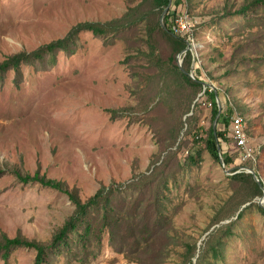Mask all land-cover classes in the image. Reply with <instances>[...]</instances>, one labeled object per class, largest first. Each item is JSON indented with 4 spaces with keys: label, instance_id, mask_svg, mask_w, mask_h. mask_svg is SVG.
Instances as JSON below:
<instances>
[{
    "label": "rangeland",
    "instance_id": "1",
    "mask_svg": "<svg viewBox=\"0 0 264 264\" xmlns=\"http://www.w3.org/2000/svg\"><path fill=\"white\" fill-rule=\"evenodd\" d=\"M248 1L178 8L197 20L205 80L197 88L166 37L152 53L146 0H0V63L21 58L0 73V235L51 244L77 210L67 193L20 181L19 169L65 182L83 201L105 184L121 187L133 208L134 239L125 225L115 237L102 228L85 254L74 239L71 251H50L48 264H264V192L233 178L250 168L264 183V5L236 15ZM116 19L126 26L105 35L82 29L75 52L60 50L56 60L24 56L82 22ZM210 85L230 119L244 118L253 149L245 159L229 128L222 150L233 159L230 174L205 142L215 123L204 99ZM37 255L18 248L4 259L0 251V264H35Z\"/></svg>",
    "mask_w": 264,
    "mask_h": 264
},
{
    "label": "trees",
    "instance_id": "2",
    "mask_svg": "<svg viewBox=\"0 0 264 264\" xmlns=\"http://www.w3.org/2000/svg\"><path fill=\"white\" fill-rule=\"evenodd\" d=\"M146 1L151 4V11L148 9L145 10L144 16L142 13L141 18L143 20H146V16H149L150 18V20L146 23V35L148 37L152 53L157 49L156 42L158 36H164L171 42L173 52L175 54L178 55L182 53L189 44L184 37L174 31L173 25L175 21L180 17V15L184 13L183 11L180 13L178 11V8L185 3V0H173L172 4H175L176 8L171 10L165 18L168 28L163 26L161 14L163 10H165V8L169 5L170 0ZM260 4L264 5V0H250L246 2L242 7H240L235 13L236 15L240 14L248 17L250 11ZM153 8L157 11L156 14H154V18L152 19L154 11ZM118 20L120 19L108 21L106 25L100 22H82L79 24V26H77V29L72 30L66 37L53 40L43 45L42 47H39V49L34 51L32 54L24 56L27 57V59L35 58L42 60L45 55L49 53L52 54V57L54 58V60H56L57 52L60 50H65L69 53L75 52V45L77 44L78 34L80 30L90 29L96 35H105L109 31L108 27H118L117 30H119L121 26H126L123 25V22L121 23V25H119L117 22ZM72 44L74 46H72ZM194 61V54L192 51H189L184 61V66L187 71L183 70L180 64L177 67L190 84L197 88L203 87L205 84V80L203 77L204 74L201 66L196 65L195 67L196 78H194L190 74L194 67ZM20 62L21 58L19 56H15L0 63V73H5L11 67L18 69ZM205 95L207 96V99L211 100V103L213 104V119L214 122H216L220 114V92L218 90H211V86H209L207 87ZM231 114L232 110L230 109L228 110V112H224L219 120L217 129L214 123L211 130L208 132V138L205 139L210 154L217 162H221L220 146L222 147L224 143L228 141V133L231 125ZM224 156L226 158L228 167H231L233 165V159L230 156ZM192 160L194 161V157L192 158ZM237 169L238 168H236L235 172H238ZM5 171L6 170L0 169V175ZM12 171L19 178V180L24 183H39L43 186L67 193L74 204L77 206V210L76 213L66 222L64 227L55 235L54 240L51 244H46L38 240H32L21 234L12 238L6 233H2L0 235V251L3 252L4 259H8L11 252L18 248H29L35 249L38 252L35 264H48V256L50 254V251H60L65 245L68 246V251H71L69 248V244L74 239H76L77 243L73 245H75L76 247H83L82 250L85 254L86 249H88V246L93 242V240L98 239L100 242L102 241L104 237V230L102 228H104L105 230L109 229L113 233L112 237H115V233L119 232L125 225V230L128 232L127 239H134V237L136 236L137 228H134L132 215L128 212V208H133L129 205L128 198L123 196L126 191L121 187L116 188L114 185L105 184L98 190L95 196H93L88 201H83L79 194V190L71 189V187L65 182L55 179H49L46 176L40 175V173L32 175L29 173L23 174L19 169H13ZM233 178L235 180H244L246 178L252 180L254 184V191L258 195H262L263 191L259 184L254 181V176L252 174L246 172L236 173ZM135 206H138L137 203H135ZM260 210L264 214V209L260 208ZM151 231V228L146 227L142 232L144 233V236H149L151 238ZM137 244L142 245L140 243ZM150 244L151 243L147 242V245Z\"/></svg>",
    "mask_w": 264,
    "mask_h": 264
},
{
    "label": "built area",
    "instance_id": "3",
    "mask_svg": "<svg viewBox=\"0 0 264 264\" xmlns=\"http://www.w3.org/2000/svg\"><path fill=\"white\" fill-rule=\"evenodd\" d=\"M174 31L184 37L188 44L191 46V51L194 54V66L196 64L202 65V57L201 53L198 50V34H197V20L196 17L190 13V11H186L180 15V17L175 21L173 25ZM187 54L185 55V57ZM211 86V85H210ZM207 90V88H206ZM204 91V94L206 92ZM211 90H216L211 86ZM207 99V98H204ZM208 100V99H207ZM206 105H210L213 107V104L206 103ZM230 134L234 138L235 143L241 149H243V154L245 159H249L253 157V149L249 147L247 142V133H246V123L242 116L235 115L231 118L230 125Z\"/></svg>",
    "mask_w": 264,
    "mask_h": 264
},
{
    "label": "water",
    "instance_id": "4",
    "mask_svg": "<svg viewBox=\"0 0 264 264\" xmlns=\"http://www.w3.org/2000/svg\"><path fill=\"white\" fill-rule=\"evenodd\" d=\"M172 3H173V0H170L169 5L165 8V10L163 11L162 16H161L162 24H163V26L166 27V28H168V26H167V24H166L165 18H166V16H167V14L170 12V9H171V6H172ZM190 50H191V46L189 45V46H188V47H187V48L181 53V55L179 56V62H180V65H181V67H182L183 70H185V68H184V59H183V55L188 54V52H189ZM185 71H186V70H185ZM191 75H192L194 78H196V74H195L194 69H193V72H191ZM219 105H220V114H219V116H218V118H217V120H216V122H215L216 129H217V127H218L219 120H220V118H221V116H222V114H223V112H224V110H223V105H222V102H221L220 99H219ZM220 152H221V162L223 163L226 172H227L228 174H230L232 170H228V165H227V163H226V158H225V156H224V154H223V150H222V147H221V146H220ZM243 169H244V168H243ZM245 171H247V173H250V174H252V175L254 176L256 182L259 184V186L261 187V189H262L263 192H264V183H263V181L259 178V176L257 175V173H256L254 170L250 169V168H245ZM238 173H240V172H238ZM259 205H260V206H264V196H263V198L260 200Z\"/></svg>",
    "mask_w": 264,
    "mask_h": 264
},
{
    "label": "clouds",
    "instance_id": "5",
    "mask_svg": "<svg viewBox=\"0 0 264 264\" xmlns=\"http://www.w3.org/2000/svg\"><path fill=\"white\" fill-rule=\"evenodd\" d=\"M189 46V45H188ZM191 51V50H190ZM194 71H195V68H194Z\"/></svg>",
    "mask_w": 264,
    "mask_h": 264
},
{
    "label": "bare ground",
    "instance_id": "6",
    "mask_svg": "<svg viewBox=\"0 0 264 264\" xmlns=\"http://www.w3.org/2000/svg\"><path fill=\"white\" fill-rule=\"evenodd\" d=\"M231 123V122H230ZM256 182V181H255Z\"/></svg>",
    "mask_w": 264,
    "mask_h": 264
}]
</instances>
